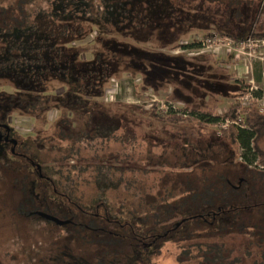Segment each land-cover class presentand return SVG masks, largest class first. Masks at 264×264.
Here are the masks:
<instances>
[{
    "label": "trees",
    "instance_id": "16d2710c",
    "mask_svg": "<svg viewBox=\"0 0 264 264\" xmlns=\"http://www.w3.org/2000/svg\"><path fill=\"white\" fill-rule=\"evenodd\" d=\"M261 13L257 11L247 39H264V31L255 30L264 27L257 22ZM137 14L131 0H0V92L6 94L0 98V118L7 121L15 111L46 122L49 111H61L54 139L67 143L41 146L53 152L51 176L27 153L19 156L10 144L0 143V264H159L165 257L170 264H264V251L254 254L250 247L253 237L259 250L264 247V171L248 177L236 162L237 183L223 181L233 191L210 197L205 195L208 178L151 169L147 156L140 160L142 143H99L104 128L95 126V118L109 113L99 101L108 80L134 73L125 53L132 47L131 35L124 26L137 21ZM90 25L98 33L92 43H82ZM219 79L226 82L228 77ZM55 83L62 88L59 94ZM249 87L240 85L233 96H245ZM260 94L253 92L256 98ZM170 99L182 103L184 116L160 113L156 107L150 114L171 123L189 118L217 126L240 117L244 127L230 125L220 135L245 152L243 163L255 161L264 170V149L258 142L264 134V110L255 109V102L213 114L200 113L176 94ZM128 125L131 142L135 132ZM114 128L112 123L114 134L125 133V123ZM14 170L17 178L11 176ZM241 172L244 177L238 176ZM257 188L260 193L251 192ZM87 193H96L94 205L86 200ZM247 213L256 220L245 228ZM235 218L244 223L237 227L245 239L228 248ZM7 243L14 245L4 249Z\"/></svg>",
    "mask_w": 264,
    "mask_h": 264
},
{
    "label": "rangeland",
    "instance_id": "374dc122",
    "mask_svg": "<svg viewBox=\"0 0 264 264\" xmlns=\"http://www.w3.org/2000/svg\"><path fill=\"white\" fill-rule=\"evenodd\" d=\"M263 1L131 0L139 15H135L137 21L128 20V25L124 26L127 32L130 31L131 36L128 41L132 46L130 50L125 51L127 54L125 55L133 61L134 73L128 71L118 79L108 80V90L99 101L109 113H104L105 115L101 113L95 118V126L104 128L99 143H107L105 147H112L113 143H142L140 146L145 147L143 148L145 155L140 153V160L146 159L144 156H147L146 165L149 163L151 169L156 168L166 173H170L167 171L183 173L177 174L178 177L187 174L185 177L194 180L208 178L205 195L210 197L220 193L221 190L230 193L233 191L228 185L229 189H227L223 181L227 179L236 184L239 179L235 178L236 169L241 163L243 172L246 171L248 177L253 176V173L261 174L258 171L264 170L257 168L255 161L249 165L243 163L241 153L245 152H242L239 145H233L229 139L221 136L217 125L201 123L197 119L189 118L179 123H171L150 113L155 107L158 112L167 113L160 107L163 102H179L170 99V94H176L183 101L186 100L196 106L200 113L220 114L226 112L231 105L242 102L241 98L233 95L240 85L248 84L253 92H261L259 98L254 97L252 101H248L249 105L255 102V109L264 110V81L260 84L250 81V70H253L254 64L259 63L264 67V46L251 51L250 46L244 44L252 29L256 13L260 9L262 13L257 22L264 23ZM258 29L264 31V27L255 26V30ZM218 32L229 33L240 39L220 36ZM97 33V26L90 25L82 43H92ZM213 36L218 38L211 40L209 37ZM257 40L264 41V39ZM180 44L192 46L177 47ZM181 55L186 56L187 59ZM128 57H125L127 61H129ZM201 57L206 61L205 59L201 61ZM145 58H150L152 63ZM155 65H159L160 68L154 67ZM222 75L228 77L226 82L220 81ZM2 85L3 81L0 79V90ZM139 87L142 91L139 90L136 94L135 90ZM61 89L55 83L54 90L57 94ZM4 93L0 92V98L6 96ZM150 93L158 99L152 103V106H150L151 97L148 95ZM131 105L139 106L143 110H136ZM60 112L49 111L46 122L42 116L40 120H35L15 111H11L12 116L7 119L9 122L0 118V123H5L10 128L11 136L18 143L16 146L13 145V148L33 158L40 165L44 175H52L49 161L53 158V152L41 148L42 144L67 145L66 141L58 142L54 139ZM112 123L114 129L125 123L126 137L124 134H114L111 131ZM128 123L129 130L135 132L131 142L127 140ZM89 140L92 141L90 137ZM258 142L264 149V134ZM10 146L12 148V145ZM247 154L253 160L252 154ZM11 176L17 178L19 175L14 170ZM238 176L244 177V174L241 172ZM260 190L262 189L257 188L251 192L256 194L260 193ZM78 191L83 193L82 190L78 189ZM95 196L96 193L93 195L87 193L86 200L94 205ZM246 216L245 224L238 223L236 218L232 219L236 222L234 223L236 229H234L235 234L227 238L228 248L241 244L245 239L244 235L240 234L244 230L239 229L237 225L244 224L242 226L246 228L256 220L255 214L252 217L247 213ZM254 239L255 237L250 242L251 251L254 254H261L264 247L259 250ZM13 245L14 243H7L4 249ZM163 262L159 261V264H170L168 257H165Z\"/></svg>",
    "mask_w": 264,
    "mask_h": 264
},
{
    "label": "built area",
    "instance_id": "2783aa9c",
    "mask_svg": "<svg viewBox=\"0 0 264 264\" xmlns=\"http://www.w3.org/2000/svg\"><path fill=\"white\" fill-rule=\"evenodd\" d=\"M209 38L211 40H213V39H216L218 37L213 36V37H209ZM228 38H231V37H228ZM259 42H261V43H259ZM244 44H248V46H250L249 48L251 51H256V50L260 49V47L264 46V41L249 38L246 40V42ZM252 92H253V89L252 88L249 89V91L247 92V94L245 96L240 97L241 98L240 100H242V102L241 103L239 102V103L245 107L249 106L248 101H250V100L252 101L254 99ZM148 95L151 97L150 106H152L153 105L152 103L158 101V99L154 95H152V93H150ZM246 102H248V103H246ZM160 108H164V112L168 113L170 111H174V112H177V115L184 116V114L180 110V109H182V104L180 102H172V101L163 102V104L161 105ZM230 125H235V126L241 127V128L244 127L242 122H241L240 117L238 119H235V120H230V119L225 120L224 122L219 123L218 127L220 130H225Z\"/></svg>",
    "mask_w": 264,
    "mask_h": 264
},
{
    "label": "crops",
    "instance_id": "0c3cea01",
    "mask_svg": "<svg viewBox=\"0 0 264 264\" xmlns=\"http://www.w3.org/2000/svg\"><path fill=\"white\" fill-rule=\"evenodd\" d=\"M257 78L261 79V81L260 80L258 81ZM250 79H251L250 81L256 82L258 84L264 81V67L262 64L259 63L254 64L253 70H250Z\"/></svg>",
    "mask_w": 264,
    "mask_h": 264
},
{
    "label": "flooded vegetation",
    "instance_id": "af4514ba",
    "mask_svg": "<svg viewBox=\"0 0 264 264\" xmlns=\"http://www.w3.org/2000/svg\"><path fill=\"white\" fill-rule=\"evenodd\" d=\"M4 126H7V125H5V123H0V138H1L0 141H3L4 143H8V144L12 145V148H11L12 152L15 153V149L13 148V144H12V141L14 139H13V136H11L10 128L7 126L9 128V132H7V130ZM6 138H8V141H5ZM16 143H17V141H16ZM16 153H17V155L21 156L20 152H16Z\"/></svg>",
    "mask_w": 264,
    "mask_h": 264
},
{
    "label": "water",
    "instance_id": "95a60500",
    "mask_svg": "<svg viewBox=\"0 0 264 264\" xmlns=\"http://www.w3.org/2000/svg\"><path fill=\"white\" fill-rule=\"evenodd\" d=\"M4 127L6 128L7 132H9V128H8L7 126H4ZM0 140H1V138H0ZM5 141H8V138H6ZM12 144L15 146V145L17 144V143H16V140H13V141H12ZM57 222H58V223H61V222L58 221V220H57Z\"/></svg>",
    "mask_w": 264,
    "mask_h": 264
}]
</instances>
